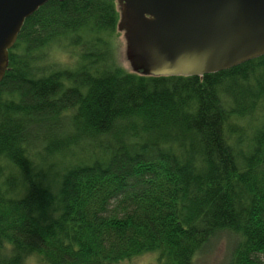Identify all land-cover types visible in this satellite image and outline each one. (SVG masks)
<instances>
[{
  "label": "trees",
  "instance_id": "obj_1",
  "mask_svg": "<svg viewBox=\"0 0 264 264\" xmlns=\"http://www.w3.org/2000/svg\"><path fill=\"white\" fill-rule=\"evenodd\" d=\"M119 13L48 0L9 50L0 264H196L221 236L227 264H264V55L202 76L127 70Z\"/></svg>",
  "mask_w": 264,
  "mask_h": 264
},
{
  "label": "water",
  "instance_id": "obj_2",
  "mask_svg": "<svg viewBox=\"0 0 264 264\" xmlns=\"http://www.w3.org/2000/svg\"><path fill=\"white\" fill-rule=\"evenodd\" d=\"M47 1L0 0V81L24 20ZM117 3L127 60L142 74L202 76L264 55V0Z\"/></svg>",
  "mask_w": 264,
  "mask_h": 264
},
{
  "label": "rangeland",
  "instance_id": "obj_3",
  "mask_svg": "<svg viewBox=\"0 0 264 264\" xmlns=\"http://www.w3.org/2000/svg\"><path fill=\"white\" fill-rule=\"evenodd\" d=\"M119 31V30H118ZM118 59L127 70H131V66L126 57V41L122 31L115 37ZM52 56L56 59L70 63L71 57L67 53L54 50ZM227 237L221 236L212 241L207 249L195 256L196 264H227ZM123 264H158L156 252H147L137 255L130 260H124ZM24 264H45L35 256H30L25 260Z\"/></svg>",
  "mask_w": 264,
  "mask_h": 264
}]
</instances>
